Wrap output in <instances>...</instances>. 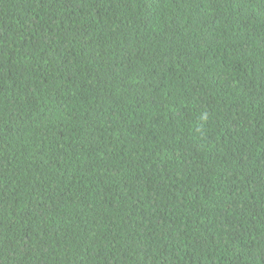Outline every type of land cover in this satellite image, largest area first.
<instances>
[{"label": "trees", "instance_id": "obj_1", "mask_svg": "<svg viewBox=\"0 0 264 264\" xmlns=\"http://www.w3.org/2000/svg\"><path fill=\"white\" fill-rule=\"evenodd\" d=\"M0 264H264V0H0Z\"/></svg>", "mask_w": 264, "mask_h": 264}]
</instances>
